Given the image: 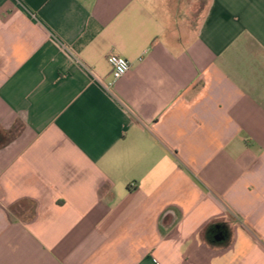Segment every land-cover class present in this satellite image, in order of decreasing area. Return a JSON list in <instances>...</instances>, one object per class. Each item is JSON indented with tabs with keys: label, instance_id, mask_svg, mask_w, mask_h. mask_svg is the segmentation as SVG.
Listing matches in <instances>:
<instances>
[{
	"label": "crops",
	"instance_id": "0c3cea01",
	"mask_svg": "<svg viewBox=\"0 0 264 264\" xmlns=\"http://www.w3.org/2000/svg\"><path fill=\"white\" fill-rule=\"evenodd\" d=\"M0 264H264V0H0Z\"/></svg>",
	"mask_w": 264,
	"mask_h": 264
},
{
	"label": "built area",
	"instance_id": "2783aa9c",
	"mask_svg": "<svg viewBox=\"0 0 264 264\" xmlns=\"http://www.w3.org/2000/svg\"><path fill=\"white\" fill-rule=\"evenodd\" d=\"M106 61L111 69L112 80L108 84V86H111L114 82L122 78L129 71L130 65L125 58L117 55L108 56Z\"/></svg>",
	"mask_w": 264,
	"mask_h": 264
}]
</instances>
